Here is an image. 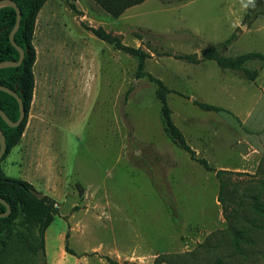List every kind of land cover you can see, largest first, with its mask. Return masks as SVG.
I'll list each match as a JSON object with an SVG mask.
<instances>
[{"label": "rangeland", "instance_id": "374dc122", "mask_svg": "<svg viewBox=\"0 0 264 264\" xmlns=\"http://www.w3.org/2000/svg\"><path fill=\"white\" fill-rule=\"evenodd\" d=\"M249 10L250 0H147L114 18L94 0L44 3L27 125L1 168L58 213L43 249L15 235L0 264H264L253 209L264 203V61L246 65L250 79L203 58L233 36L222 55L264 54V5ZM96 29L151 55L144 71L172 91V120L207 167L167 135L138 60Z\"/></svg>", "mask_w": 264, "mask_h": 264}, {"label": "trees", "instance_id": "16d2710c", "mask_svg": "<svg viewBox=\"0 0 264 264\" xmlns=\"http://www.w3.org/2000/svg\"><path fill=\"white\" fill-rule=\"evenodd\" d=\"M21 10V25L15 34V42L23 49H29L22 64L19 67L0 69V85L15 90L23 100L25 108V118L18 127L8 126L0 117V128L5 134L7 149L4 157L0 161V196L11 206V214L6 218H0V263L3 255L8 251L13 237L23 238L39 237V249L44 248V237L47 229L58 213L54 200L49 196H41L35 187L23 179H13L8 177L1 168V162L11 153L13 148L19 145L22 140L29 112L31 109L34 90L35 75L33 71L36 62V50L33 44V37L38 14L47 0H12ZM105 12L114 18L120 17L126 10L140 5L147 0H94ZM164 3L187 2L191 0H162ZM264 5L260 0H250V10L248 16L254 8ZM16 23V11L11 7L0 9V62L18 61L19 52L10 43V32ZM95 36L101 41L112 45L116 50L123 51L138 60L137 77H148L151 82L157 84L156 96L162 104L161 115L164 129L169 138L176 143L182 150L190 154L192 159L199 161L205 167L208 163L205 159H197L195 151L187 143L183 133L172 120L171 110L168 106L167 95L172 91L160 80L150 74L145 73L146 60L151 55L141 48H134L123 44L121 38L103 29L93 30ZM234 36L224 43L209 48L204 53V60L215 61L217 65L226 70L242 72L243 74L255 79L257 72H252L247 68V64L253 60L264 61V54L249 53L240 57L232 58L221 54V49L229 45ZM178 60L198 62L197 54H178ZM129 93L126 94V98ZM201 109L206 111H223L224 109L206 104L195 102ZM0 108L12 120L17 121L20 115L18 101L11 95L0 91ZM254 211L264 217V203L258 201L253 204ZM6 207L0 203V213L5 212ZM30 238V239H32ZM238 243L236 244V246ZM46 264V263H43ZM118 264V263H113Z\"/></svg>", "mask_w": 264, "mask_h": 264}, {"label": "water", "instance_id": "95a60500", "mask_svg": "<svg viewBox=\"0 0 264 264\" xmlns=\"http://www.w3.org/2000/svg\"><path fill=\"white\" fill-rule=\"evenodd\" d=\"M4 7H11L16 11V23H15L12 31L10 32L9 39H10V43L12 44V46L19 52V60L18 61L0 62V69L19 67L22 64L26 53L29 51L28 48L25 50L15 42V34L19 30L20 25H21V18H22L21 17V10L17 6V4L12 0H0V9L4 8ZM0 91H3L5 93L11 95L12 97H14L18 101L19 112H20L18 120L14 122L0 108V117L10 127L20 126L22 124V122L24 121V118L26 115L23 100L20 98V96L18 95V93L15 90L10 89L8 87H5L3 85H0ZM6 149H7L6 137H5V134L2 131V129L0 128V161L2 160V158L4 157V155L6 153ZM0 203H2L6 207L5 212L0 213V218H6L11 214L12 208L1 196H0Z\"/></svg>", "mask_w": 264, "mask_h": 264}]
</instances>
